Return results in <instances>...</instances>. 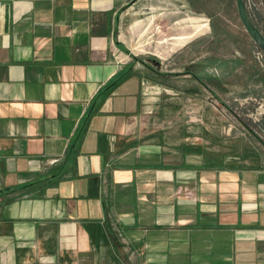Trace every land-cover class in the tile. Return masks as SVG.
Segmentation results:
<instances>
[{
	"label": "crops",
	"instance_id": "1",
	"mask_svg": "<svg viewBox=\"0 0 264 264\" xmlns=\"http://www.w3.org/2000/svg\"><path fill=\"white\" fill-rule=\"evenodd\" d=\"M127 4L0 0V264H264L259 146L197 98L225 76L133 72Z\"/></svg>",
	"mask_w": 264,
	"mask_h": 264
},
{
	"label": "rangeland",
	"instance_id": "2",
	"mask_svg": "<svg viewBox=\"0 0 264 264\" xmlns=\"http://www.w3.org/2000/svg\"><path fill=\"white\" fill-rule=\"evenodd\" d=\"M244 4L264 38V0ZM121 15L116 35L126 42L133 72L177 75L172 79L182 88L204 71L224 75L226 86L213 77L197 98L209 103V115L225 120L229 138H253L264 159V48L246 28L237 0H128ZM196 111L187 116H204L203 110Z\"/></svg>",
	"mask_w": 264,
	"mask_h": 264
},
{
	"label": "water",
	"instance_id": "3",
	"mask_svg": "<svg viewBox=\"0 0 264 264\" xmlns=\"http://www.w3.org/2000/svg\"><path fill=\"white\" fill-rule=\"evenodd\" d=\"M241 18L255 40L264 48V38L251 22L246 10L244 0H237Z\"/></svg>",
	"mask_w": 264,
	"mask_h": 264
},
{
	"label": "trees",
	"instance_id": "4",
	"mask_svg": "<svg viewBox=\"0 0 264 264\" xmlns=\"http://www.w3.org/2000/svg\"><path fill=\"white\" fill-rule=\"evenodd\" d=\"M119 79H120V78H117L115 81H113L112 83H110V85H109V89H111L112 87H115V86L120 82Z\"/></svg>",
	"mask_w": 264,
	"mask_h": 264
}]
</instances>
